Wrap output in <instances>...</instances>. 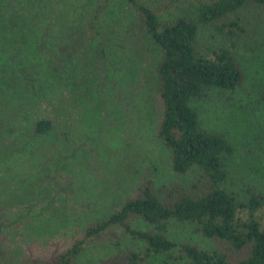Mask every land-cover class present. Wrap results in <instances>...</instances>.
I'll list each match as a JSON object with an SVG mask.
<instances>
[{
	"label": "rangeland",
	"instance_id": "1",
	"mask_svg": "<svg viewBox=\"0 0 264 264\" xmlns=\"http://www.w3.org/2000/svg\"><path fill=\"white\" fill-rule=\"evenodd\" d=\"M38 1L47 6L44 14L24 7L31 0L0 1V264H36L62 253L148 182L162 201L174 190H203L199 171H171L169 153L155 138L159 51L131 4ZM209 1L135 0L161 21ZM14 2L18 19L10 10ZM51 8L64 15L65 27ZM235 18L239 29H232L230 41L213 26L201 27L196 50L208 54L234 43L241 85L233 92L211 90L194 109L201 128L224 134L235 146L225 163L226 187L245 200L247 188L264 196V6L227 17ZM38 119L50 121L45 135L33 131ZM128 224L151 231L133 216ZM166 236L224 252L231 264L248 255L247 248L232 252L199 237L189 224L170 221ZM143 249L112 227L87 240L72 264H126L130 252ZM176 255H151L145 264H179Z\"/></svg>",
	"mask_w": 264,
	"mask_h": 264
},
{
	"label": "trees",
	"instance_id": "2",
	"mask_svg": "<svg viewBox=\"0 0 264 264\" xmlns=\"http://www.w3.org/2000/svg\"><path fill=\"white\" fill-rule=\"evenodd\" d=\"M127 1L137 12L145 38L159 51L155 74L160 117L154 128L155 138L169 153L171 171L178 175L199 171L203 190L195 194L174 190L167 194L170 200L162 201L148 182L139 196L127 199L117 211L85 227L82 237L62 253L36 264H72L87 240L112 227L144 245L142 254L130 252L126 256V264H145L151 255L175 252L179 264H231L224 252L168 239L170 221L189 224L199 237L224 243L232 252L247 248L248 255L235 264H264V196L257 189L247 188L243 192L246 198L241 200L238 193L226 187L225 163L233 158L235 146L224 134L201 128L194 109V103L205 100L211 90L233 92L243 79L234 43L200 54L196 50L199 29L213 26L230 41L232 29H239V21L228 20V15L247 6H264V0H211L197 4L191 14L168 21H161L154 10L135 0ZM31 4L24 7L44 14L46 4L38 0H31ZM10 10L15 19L20 17L21 9L15 2ZM50 10L58 17L59 27H65L64 15ZM49 130V120L35 121V134L45 135ZM132 216L151 231L131 228L128 219Z\"/></svg>",
	"mask_w": 264,
	"mask_h": 264
}]
</instances>
